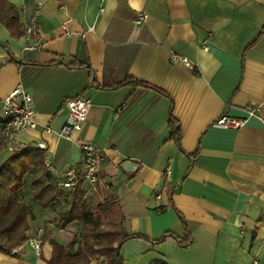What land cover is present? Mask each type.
Returning a JSON list of instances; mask_svg holds the SVG:
<instances>
[{
    "label": "crops",
    "instance_id": "crops-1",
    "mask_svg": "<svg viewBox=\"0 0 264 264\" xmlns=\"http://www.w3.org/2000/svg\"><path fill=\"white\" fill-rule=\"evenodd\" d=\"M37 1L9 0L20 37L0 23V121L3 99L23 85L37 127L16 135L18 143L43 142L46 167L63 183L70 170L79 177V143L92 142L100 182H81L75 217L60 223L67 199L41 208L28 175L26 235L40 240L41 251L25 240L0 252V264H50L55 248L79 235L86 203L98 206L107 196L125 232L136 235L120 246L122 264H264V0H42L36 11ZM139 12L146 19L135 23ZM29 21L35 37L25 34ZM33 38L40 48L26 49ZM172 54L190 66L173 63ZM76 62L87 66H66ZM127 77L153 88H103ZM76 96L90 106L69 140L57 131ZM223 116L243 123L223 127ZM9 154L0 139V165ZM177 237L191 243L182 247Z\"/></svg>",
    "mask_w": 264,
    "mask_h": 264
},
{
    "label": "trees",
    "instance_id": "trees-1",
    "mask_svg": "<svg viewBox=\"0 0 264 264\" xmlns=\"http://www.w3.org/2000/svg\"><path fill=\"white\" fill-rule=\"evenodd\" d=\"M0 23L9 31L11 38H18L24 34L22 23L19 22L18 9L9 0H0ZM67 65L71 68L87 66L80 62ZM91 84H94L93 79ZM124 85L153 88L144 81L130 77L114 86L103 88H118ZM168 116L171 137L179 146L181 130L179 123L172 115V108ZM3 122L4 120L0 121V125ZM44 162L41 149L25 146L20 151L10 152L0 165V252L2 253L11 254L20 243L27 239L26 233L30 229L33 213L23 199L22 189L28 175L31 176V198L41 208H49L64 197L67 199V208L59 215L60 223L73 220L84 199L85 191L81 185L82 180L78 176L77 182L67 191L63 183L52 177ZM119 217V208L116 203L112 202L111 197H105L104 201L97 206L96 216L84 217L79 232L81 243L75 249V258L65 264H90L91 260H97L103 256L111 264H122L119 258L120 246L125 240L136 235L125 232ZM104 220L106 224L101 229L100 224ZM176 239L182 247L191 243L189 237ZM73 244L74 241L67 247H72Z\"/></svg>",
    "mask_w": 264,
    "mask_h": 264
},
{
    "label": "built area",
    "instance_id": "built-area-1",
    "mask_svg": "<svg viewBox=\"0 0 264 264\" xmlns=\"http://www.w3.org/2000/svg\"><path fill=\"white\" fill-rule=\"evenodd\" d=\"M42 4V0H38L36 3L35 10L38 11ZM146 19V15L143 12H139L135 23H140ZM25 34L35 37V26L32 21H29L25 27ZM40 43L37 38H33L31 43L26 45V49H39ZM170 59L173 63H183L190 66V62L187 58L177 54H172ZM89 101L82 97L76 96L66 101L67 108V119L62 127L57 131L60 137L71 139L72 136L81 130L83 123L86 121L87 114L89 111ZM2 113L4 116V122L0 125V139L4 142L5 147L9 152L20 151L24 148L17 141V136L20 132L35 129L37 127V121L35 119V108L32 101V96L28 93L23 85H16L7 97L2 101ZM253 112V111H250ZM243 123L242 119H235L230 117L221 118L218 124L223 127L236 128L241 126ZM45 131L52 132L53 129L50 126L45 127ZM39 149L45 148L43 142L37 144ZM79 149L81 151V162H80V176L83 182L89 183L93 188H96L100 182L99 178V166H100V155L99 150L94 143L89 141H83L79 143ZM49 167L50 161L44 162ZM170 166H167L164 174L168 175L170 172ZM77 174L75 171L70 170L63 181V186L71 188L77 182ZM26 243L33 248L37 253L41 251V242L37 238L29 237L26 239ZM15 250V249H14ZM252 264H256L253 261Z\"/></svg>",
    "mask_w": 264,
    "mask_h": 264
},
{
    "label": "rangeland",
    "instance_id": "rangeland-1",
    "mask_svg": "<svg viewBox=\"0 0 264 264\" xmlns=\"http://www.w3.org/2000/svg\"><path fill=\"white\" fill-rule=\"evenodd\" d=\"M97 202L93 201L90 203H86L85 208H83V218L85 216L87 217H94L97 215ZM116 220L118 221V218L116 217ZM106 224V220L101 222L100 228L102 229L104 225ZM81 243V236L78 235L76 239L74 240V244L72 247H66L60 248L56 247L54 250V255L52 260H50V264H65L66 262H69L75 258V249L77 246ZM79 264V263H76ZM90 264H111L109 260H107L104 256L99 257L97 260H91Z\"/></svg>",
    "mask_w": 264,
    "mask_h": 264
}]
</instances>
